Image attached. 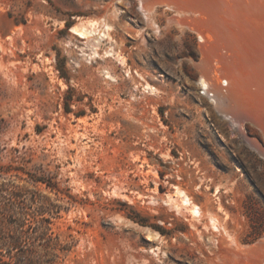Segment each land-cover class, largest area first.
Returning <instances> with one entry per match:
<instances>
[{
  "label": "rangeland",
  "instance_id": "obj_1",
  "mask_svg": "<svg viewBox=\"0 0 264 264\" xmlns=\"http://www.w3.org/2000/svg\"><path fill=\"white\" fill-rule=\"evenodd\" d=\"M241 5L0 0V219L34 226L43 205L58 264H264L242 251L264 236V41L248 111L225 118L202 84L235 25L264 40Z\"/></svg>",
  "mask_w": 264,
  "mask_h": 264
},
{
  "label": "bare ground",
  "instance_id": "obj_2",
  "mask_svg": "<svg viewBox=\"0 0 264 264\" xmlns=\"http://www.w3.org/2000/svg\"><path fill=\"white\" fill-rule=\"evenodd\" d=\"M248 2L250 5H241L236 10L241 11L242 15H247L252 20L256 19L257 23L264 22V0H248ZM244 4L246 3L244 2ZM241 12H238L239 15L241 14ZM73 30L84 37L90 34L87 28L73 27ZM231 30V43L234 47H236V55L231 52L230 48H228L225 50V53H221L220 58L217 59L218 68L216 70V73L220 75V84L216 85V83L210 81L209 78L207 79L203 77L202 79V84L208 90V93L213 92V94L210 95L212 97V101L214 102V104H216V107L221 110L225 118L230 120L234 118V112L237 107H245V109L248 111L249 105L244 101V97H247V94L245 92L246 90L244 88V81L246 79L244 78V69L247 68L245 65L247 53L246 51L251 53L252 46L257 47L264 41L260 39L256 31L249 29L246 25L237 24L233 28H231ZM260 35L264 38V32H260ZM201 39L205 40L203 36H201ZM239 43L241 47L238 45ZM261 48L262 46L258 48L259 55H261V53L259 52V49ZM257 62L258 65L256 67V71L259 77L264 78V58H259ZM177 192L178 194H182L184 196L185 202H188L190 200L184 194V191L178 189ZM192 211L194 213H200L199 207L196 205L192 207ZM260 248L262 249L261 254L263 255L264 259V238L260 239L254 244L245 245L242 251L246 250L248 252H256V250Z\"/></svg>",
  "mask_w": 264,
  "mask_h": 264
},
{
  "label": "trees",
  "instance_id": "obj_3",
  "mask_svg": "<svg viewBox=\"0 0 264 264\" xmlns=\"http://www.w3.org/2000/svg\"><path fill=\"white\" fill-rule=\"evenodd\" d=\"M67 111L69 108H67ZM52 186V185H51ZM14 198L20 194L14 192ZM9 215H14V208L9 204L2 207ZM44 206H40V219L34 226L26 227L22 223L6 224L0 219V264H58L60 242L52 236L51 220L45 218ZM142 224L148 225L144 218ZM154 229L163 232L158 225H151Z\"/></svg>",
  "mask_w": 264,
  "mask_h": 264
},
{
  "label": "water",
  "instance_id": "obj_4",
  "mask_svg": "<svg viewBox=\"0 0 264 264\" xmlns=\"http://www.w3.org/2000/svg\"><path fill=\"white\" fill-rule=\"evenodd\" d=\"M263 238H264V236L261 239H263Z\"/></svg>",
  "mask_w": 264,
  "mask_h": 264
}]
</instances>
